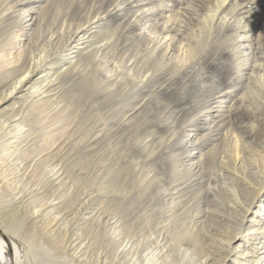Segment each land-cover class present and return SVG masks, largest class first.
Returning a JSON list of instances; mask_svg holds the SVG:
<instances>
[{
	"label": "rangeland",
	"instance_id": "obj_1",
	"mask_svg": "<svg viewBox=\"0 0 264 264\" xmlns=\"http://www.w3.org/2000/svg\"><path fill=\"white\" fill-rule=\"evenodd\" d=\"M206 2L0 0L5 17L35 16L33 24L19 19L7 35L11 40L7 52L13 60L23 58L32 28L45 8V24L50 26L40 45L51 38L54 46H46L61 50L60 65L75 67L65 78L59 75L56 82L62 87L52 97L56 103L27 131L31 133L27 142L35 151L33 165L59 147L69 153L58 166L61 171L53 175L50 166L44 175L34 177L37 166L34 172L31 166L21 180L12 172L10 188L0 181V233L7 251L0 264H152L148 260L154 253L163 254L166 264H175L185 258L186 245H177L185 226L201 236L211 264L255 259L264 237L235 243L240 245L235 252L246 249L245 257L237 252L236 260L235 252L225 260V243L228 234L246 232L252 224L264 227V192L257 201L259 188H264V142L259 135V124L264 125V92H258L261 104H244L249 114L236 106L255 77L251 73L254 54L264 52L260 42L264 0H227L225 4L237 2L250 23L245 29L247 40L239 36L244 29L237 33L232 25L219 27L198 44L196 57L180 65L186 45L194 46L200 32L208 34L202 16L208 12ZM90 25L87 35L92 41L100 30L115 34L109 42L90 47L102 46L103 51L81 73L86 66L83 54L90 49L78 54L83 45L71 46L77 30ZM168 25L173 26L166 31L169 35L166 29L163 34L158 31ZM241 43L247 44V50ZM244 59L248 63L241 65ZM65 65L54 71L66 72ZM92 74L97 82L88 80ZM235 136L240 140L239 158L228 144ZM209 157L214 164L206 162ZM23 193H27L24 200L47 202L42 211L48 214L29 213L6 230L1 215L21 208ZM43 218L67 234L64 244L53 245L35 233L33 226ZM198 258L193 255L192 263Z\"/></svg>",
	"mask_w": 264,
	"mask_h": 264
},
{
	"label": "bare ground",
	"instance_id": "obj_2",
	"mask_svg": "<svg viewBox=\"0 0 264 264\" xmlns=\"http://www.w3.org/2000/svg\"><path fill=\"white\" fill-rule=\"evenodd\" d=\"M206 1H207L206 4L208 3L209 7H207L208 5L206 6L208 8V12L205 14L203 13V15H202V16H204L203 17L204 25L203 24L202 25L206 28V32L208 34L205 36V34L200 32V34L201 33L203 34L201 39L199 38V37H201L199 33H198L199 37H196V38L193 35H191L192 38L193 37L195 38L196 44H194V46H190V47H187V45H186V47L184 46L185 47L184 61H182L180 65H182V64L185 65V63L188 60L192 59L193 57H196L195 55H197V53L199 52V47H198L199 45L198 44L199 43L201 44V42L205 41L206 39H209V37L211 36V34L213 32H215L216 30H219V27L223 28L225 26H228V25L231 26L232 25L233 27H235L237 33L244 29V31H242L241 34H239V36L244 38V41L247 40V31L245 29L249 26L250 23L246 22L244 20L242 13H240L241 8L239 7V4L237 2H234V3L228 2L227 4H225L227 0H206ZM201 2L199 3V5H201ZM203 2H205V0H203ZM204 5H205V3H204ZM198 7H200V6H197V9H198ZM202 8H204V7L202 6ZM27 9H29V8H27ZM79 9L81 10V8H79ZM26 11H28V10H26ZM47 13H48V9L44 8V10L41 12V15H42L41 21L39 23H37L32 28L33 29L32 30V36H31L30 40H28L29 41L28 45H26V47H24V56L22 59H20L21 61L19 62V60L18 61L13 60V58L10 57L11 53L8 54V52H9L8 46L11 45V40L7 39L6 37L10 33V31L13 29V27L17 24V21H19V19H22V20L26 19V21L31 20V22H32V18H34L35 16L34 17L31 16L29 19L26 18V16H27L26 14L25 15L24 14L18 15V17L16 16V18H13L12 17L13 15L5 17V15L3 16L2 10L0 9V70H1L0 71V146L3 147V149L1 148L2 154L0 155V175H2L0 178V181L4 182V185L6 188H10V184H12V182H13V180H11L9 182L10 178L8 179V177L12 174V172H14V176H15L16 180H17V178H19V180H21L22 177H24V176L26 177L27 171L29 170V168L33 167L31 170V171H33L34 166L35 167L37 166L35 168L36 169L35 173L32 174L35 177V176H38L40 174L44 175L46 173L47 169L50 166H52L50 171L53 172L55 170V172L53 173V175H55L56 173L61 171L62 166H60L58 168V166L60 165V162L61 161L66 162L68 160L69 153L64 152L65 150L62 147H59L56 152L53 151L54 153L49 154L47 157L42 158L41 160L40 159L37 160L38 161L37 163L35 161V165H33L34 164V163H32L34 160L33 153L35 151L33 150V148H31L32 145H30L29 142H27L28 137L31 135V133L30 132L27 133V131L30 130V127L34 123L33 121L40 120L42 118V115H44L45 112L50 107H52L54 103H56V102H52L53 101L52 97L56 94L55 90H58V88L62 87L61 85L57 84V83H60V81L56 82L58 77H60L59 75H62L61 77L65 78L63 76L69 72H72V70L75 68L74 66H71V65H69V66L65 65L67 63L60 65V63H61V59H60L61 58L60 57L61 52L60 51L61 50L59 52L55 51L56 49L54 51H51L46 46L47 43L54 46L53 40L51 38H48L47 43H43L42 45H40L41 40L44 38V34L47 31V29H46L47 25H49V24H45V21L48 19ZM174 14H175V12H174ZM176 14H178V13H176ZM134 15H136V14H134ZM97 16H98V14H97ZM140 17H141V15H140ZM198 17H200V16H198ZM169 18H170V16H169ZM195 19H197V18H195ZM169 20L167 19V22ZM89 21H87V23H89ZM233 23H235V24H233ZM32 24H33V22H32ZM91 25H93V24H91ZM91 25L88 27H85V28H82L80 26L81 29L77 30V32H76L77 35L75 36V38L73 40L74 45L71 46V49H74V48L78 47L79 45H83V47L81 49L78 48L76 50V51H78V54H80L83 49L84 50L90 49V47L95 43H98V45H99L100 44L99 42H101V41H104V42L108 41L109 42V38L111 36L113 37V35L115 34V31L113 32V30H111V31L108 30L109 32L108 31L107 32L106 31L101 32V30H100L99 33L97 34L98 39L95 41L94 40L92 41V39L91 40L88 39L89 35H87L89 30L92 28ZM172 27L170 25H168L167 27H161L158 31L161 34H163L165 29H166L165 33L168 30H169L168 32L172 31L173 30ZM49 28H48V30H49ZM198 31H200V30L198 29ZM53 32H55V31H53ZM15 33H17V32H15ZM194 33L196 34L195 31H194ZM166 34L169 35V33H166ZM82 36L86 37V38L83 39ZM11 38L13 39L12 36H11ZM229 38H231V37H229ZM112 39L113 38H111V40ZM260 42H261V44L264 45V37L260 38ZM25 44H24V46H25ZM98 45L93 47V49H90L86 54H83V55H85L83 60L85 61L84 63L86 64V66L81 71V73L86 72L87 69L89 70V67H91L89 65H91L93 62H95L97 53L100 50L103 51L101 49L102 46H98ZM105 45H106V43H105ZM240 45H243L245 50H247V44L246 43H241ZM64 47H65V45H64ZM203 47H206V45ZM53 48L54 47H52V49ZM58 48H57V50H58ZM9 49H10V47H9ZM84 50H83V52H84ZM75 53H77V52H75ZM256 54H254L252 61H251L252 62L251 73H254L255 77L250 78V83L248 84L247 90L239 97L238 103L236 102L237 103V105H236L237 109H241V110L244 109L246 112H247V109L244 108L245 107L244 104L247 102L249 103V105L261 104L260 95H258V92L261 90L264 92V52H259L260 55H256ZM66 60L68 62V59H66ZM240 61H241V63H240L241 65L244 63H246V64L248 63V61L246 59L240 60ZM70 62H72V61H70ZM81 63H82V60H81ZM84 63H82V64L84 65ZM151 63H152V61H151ZM11 64H13L12 67H10ZM64 65L67 66L66 72L63 73L62 71H58V72L54 71L56 68L62 67ZM175 67H179V66L177 65ZM94 70H97V69L95 68ZM155 70H157V69H155ZM55 75H56V77H54ZM252 75H250V76H252ZM89 78L90 79H88V80L90 81V83L97 82V81H95L97 78L93 74L89 75ZM81 86H80V88H81ZM82 95H84V94H82ZM246 107H248V106H246ZM233 111H234V109H233ZM18 115H20V117H17ZM56 118H54V119H56ZM56 121H58V120H56ZM263 123H264V121H263ZM26 127H28V128H26ZM259 132H260V134H259L260 137H262V142H264V125L262 123L259 124ZM239 141H238L237 137L235 136L232 139H230L229 143H228L230 146H232V150L234 151V155L237 156L236 158H239L238 156L240 154ZM25 142H26V144H25ZM23 144L25 146H28V147L23 149V147H24ZM240 148H241V146H240ZM253 153H254V151L252 152V154ZM9 159H11L12 164L10 162L9 163L7 162ZM213 161H214V158L209 157L206 159L207 163L214 164ZM191 179H192V182L196 181L194 176ZM61 183H63V182H61ZM19 192H21V191H19ZM263 192H264V188H263V186H261L259 188V196L257 197L258 202L261 201V199L263 198V195H261ZM26 195H27V193H23L19 197V198H21L20 203L23 204V206L21 208H19V206L15 207L11 211H9V212L6 211L5 213H3L1 215V218L3 221L2 223L5 226L6 230L8 228H13V226H15L16 222H18L19 219L24 220V218L26 216L28 217L29 213H32V216L35 213V216H33V217H37V216L41 215V213H43L42 207L44 205H46L47 202L40 204V203L36 202L35 199L32 200V198L31 199L27 198L24 200V197ZM28 199H30L29 202H27ZM48 202H49V200H48ZM256 204H257V202H256ZM45 214H48V213H43V215H45ZM255 214H257V211ZM41 220L42 219H40V221ZM38 222H37V224H39ZM261 227H262V225L260 227L258 226L257 228H255L254 225L252 224V225H250L249 229H247L246 232L241 230V231H235V232H233V234L227 233L228 235L226 237L227 239H226V243H225L226 244V250H225V258L226 259L225 260H227V257L231 256L232 252H235V250L240 246L239 244L235 245V243H237L238 241L242 240L241 242L244 243L243 241L249 242V240H257L259 238L261 239L262 237H264V235H263L264 234V227H262L263 229ZM184 228H182L181 231H179L180 233L178 235L179 237L177 238V243H178L177 245L178 246H180L182 244L186 245L185 255H184L185 258H180L177 262H175V264H193L192 260H191L193 255H197V257H199L196 264H211V263H209L211 256H210V254L207 253L206 244L202 240L201 236L198 234H195L194 232H191L189 229H186V228L184 229ZM31 229H32V227H31ZM57 229L52 228V225H50V222H49V220H47V218H43V222L40 223L39 225L33 226V230H36L35 233H37L40 237H42L44 239L50 240L49 242L53 243V245L54 244L57 245L59 243L64 244L67 240V234L63 231H60V229L59 230H57ZM160 235H161V233H160ZM4 242H5V240L3 239V236L0 233V263L5 258V255H7V251H6V247L4 245ZM253 243L254 242L252 241V243H250V244L253 245ZM15 246L17 247L16 248V255H18L20 253V249H19L17 243L15 244ZM258 250L259 251H255L256 256H254L255 257L254 260H252V261L248 260V261H246V263H242V264H264V245L259 247ZM188 251H190L189 255H188ZM237 252H240L241 254H237ZM154 254L155 255H153L152 258L148 260L149 262H152V264H166L165 260L163 259V254L162 255H160V253L159 254L154 253ZM186 254L188 255L187 256L188 260L186 258ZM233 254L240 255V257L242 258V256H244V254H246V249H243L242 251L241 250L236 251ZM237 255L235 256V260L237 259V257H239Z\"/></svg>",
	"mask_w": 264,
	"mask_h": 264
}]
</instances>
